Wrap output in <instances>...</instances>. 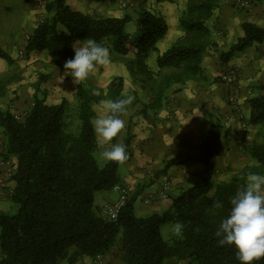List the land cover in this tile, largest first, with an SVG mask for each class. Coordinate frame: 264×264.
<instances>
[{
    "label": "trees",
    "instance_id": "1",
    "mask_svg": "<svg viewBox=\"0 0 264 264\" xmlns=\"http://www.w3.org/2000/svg\"><path fill=\"white\" fill-rule=\"evenodd\" d=\"M217 7L218 0H199L188 5L186 12L190 16H180L179 23L184 32H190L191 41L177 40L159 52L157 43L167 33L166 22L159 15L142 9L131 33L129 14L94 17L69 7L65 0H46L44 9L49 18L33 28L24 51H45L56 62L65 63L74 58L75 40L107 39L117 55L126 54L132 44L138 59L154 55L157 70H179L166 73L163 83L169 78L182 83L187 77L181 69L187 76L199 72L210 32L206 20ZM240 27L242 34L219 54L222 62L234 52L264 42V27L248 21ZM0 57L10 60L1 49ZM122 87V78L114 76L108 83L106 98L121 97ZM3 92L0 83V96ZM74 95L78 99L79 120L75 130L64 122V99L49 104L35 92L32 105L20 120L0 109V127L4 132L0 157L14 158L10 179L14 186L8 195L14 207L12 212L0 210V264H60L63 260L75 264L82 256L106 254L116 243L121 264H164L168 259H186L190 264H240L235 247L220 246L215 232L229 215L230 199L244 183L246 173L264 174V94L248 99L247 122L258 127V140L248 146L254 164L247 171L214 184L207 169L204 176L174 196L166 208L145 216L135 213L138 193H134L125 198L114 220L98 213L94 192L110 190L119 181L118 164L106 161L99 165L95 160L98 146L92 125L94 98L80 86ZM158 97L161 99V93ZM159 105L153 104L151 108H159L163 103ZM220 149L219 124L213 120L197 154L191 158L208 165ZM214 201L221 202L223 207L214 208ZM177 222L185 225L183 236L173 234L165 240L161 226ZM254 264H264V259Z\"/></svg>",
    "mask_w": 264,
    "mask_h": 264
},
{
    "label": "rangeland",
    "instance_id": "2",
    "mask_svg": "<svg viewBox=\"0 0 264 264\" xmlns=\"http://www.w3.org/2000/svg\"><path fill=\"white\" fill-rule=\"evenodd\" d=\"M5 2L9 9H12V13H16L15 10L23 5L27 6L32 14L26 15L27 18L24 22L19 23L21 25L17 30V38L11 39L10 44L1 46V51L8 55L9 61L0 57V83L4 87L3 95L0 96V109L8 110L16 119H22L30 106L32 105L33 95L36 92L39 98H43L46 103L56 104L64 99L66 101L64 122L75 130L79 124L77 116L78 99L74 95L78 86L90 93L94 100L91 103V109L93 111V118L96 115V107L101 99H107L108 83L114 76H120L123 81V87L121 94L129 92V94L135 96V100L131 105L127 107V112L121 116L126 122L125 135L121 132L118 137L114 138L112 143H123L127 146L129 159L124 164H118L117 176L122 177L126 170L129 168L130 163H135L137 159L142 157L143 149L138 142L141 135H139L140 127L143 126L145 121H141V117L144 118L147 110L144 105L151 107V105L168 104L169 99L167 93L172 89L174 85H180L188 83L191 79L202 76V81L208 84L209 80L206 79L201 71L193 76H187L188 74L182 73L187 77L182 83H175L170 78L163 83V77L166 73L175 71L176 69H161L157 70L154 65V55L149 56L145 60L138 59L136 56V48L130 44L128 51L124 55H117L110 49V44L107 39H103L98 43L108 47L111 54V63L107 67H100L98 71L89 77L88 80L81 84H74L73 77L68 75L64 76V64L58 63L47 52H30L24 51V41H26L28 35L31 33L34 27L40 22H43L49 18V14L44 9L46 0H16L13 3L12 0H1ZM0 1V3H1ZM69 7L79 10L83 13H88L94 17L105 16H121L123 14H129L131 17V23L129 24L131 33L135 31V22L139 12L145 9L155 15L161 16L167 25V33L157 43V48L160 51L167 49L172 43L180 40L181 42L191 41L190 32H184L179 23V18L182 15L189 17L190 14L186 12L188 5L196 4L199 0H65ZM263 4V3H261ZM225 5L226 8L232 13H242L244 10H248L257 5L254 1L238 0H218V6ZM216 10L209 19L206 20L210 32L207 40L205 52L209 50H215L216 47H220V50H216L219 56L220 53L228 50L227 48H221V40L223 37L235 36L238 32V28L231 30L223 29L217 22L215 17ZM198 40V39H197ZM76 41V40H75ZM73 41V43L75 42ZM224 42L226 40H223ZM222 44V43H221ZM75 56V52H74ZM203 57V56H202ZM201 57V59H202ZM201 62V61H200ZM144 63L146 66H142ZM200 64V63H199ZM200 66V65H199ZM179 71V70H176ZM225 71V70H223ZM222 71V72H223ZM213 76V81L220 82V74ZM61 80H63L61 82ZM211 84V82H209ZM98 93V95L96 94ZM161 93V99L158 95ZM159 99L160 102H157ZM165 101V102H164ZM150 109H157L156 107ZM148 112L145 116H148ZM219 124V123H218ZM123 131V130H122ZM245 130L244 132H247ZM257 138V137H255ZM254 138V140H255ZM4 139V132L0 127V151L2 150ZM250 144H248L249 146ZM248 146L244 149H240L239 152L229 159V162L216 164L214 157L206 167L211 174V179L214 184L226 181L231 175L245 172L250 168L254 161L248 154ZM102 149L97 147L94 152L95 160L99 165H103L106 160L100 155ZM192 159V158H191ZM219 160V158H218ZM135 161V162H133ZM176 164L175 159L167 161L163 168L144 171L140 178L133 181H125L119 178L118 184L126 186V198L134 193L137 194V199L134 203L135 213L138 216H145L153 212H160L164 209L163 206L151 209L150 206L156 200L157 194H165L170 192V175L166 173V169L169 162ZM137 163V162H136ZM0 166L2 169L0 172L10 169L13 171L14 158L4 159L0 157ZM131 166V165H130ZM206 172V171H205ZM247 174V173H246ZM12 175V173H11ZM11 175L9 179H6L4 185L0 187V196L4 204V212H12L14 205L9 199V194L12 191V187L7 185L8 181H11ZM129 177V173L127 174ZM163 177V178H162ZM195 180V179H194ZM194 180L184 181V187L175 189V195H177L182 189L186 188L194 182ZM167 186L164 187L163 183ZM116 183V184H117ZM155 187H152L154 186ZM107 194V195H106ZM118 193L111 188L107 191H95L94 192V205L98 213L106 219L105 206L115 202ZM141 207V208H140ZM149 207V208H148ZM174 223H164L161 226V236L165 240H170L173 235L172 227ZM60 264H67L66 261H62ZM75 264H121L119 257L118 243L104 255L96 256L94 258L88 256H82ZM164 264H190L186 259L176 261L174 259H168Z\"/></svg>",
    "mask_w": 264,
    "mask_h": 264
},
{
    "label": "crops",
    "instance_id": "3",
    "mask_svg": "<svg viewBox=\"0 0 264 264\" xmlns=\"http://www.w3.org/2000/svg\"><path fill=\"white\" fill-rule=\"evenodd\" d=\"M12 2L16 3V0ZM7 7L9 5L1 1L0 47L10 44L11 39L17 38V30L21 26L18 24L24 22L26 15L32 14L25 5L15 10L16 13H12L13 8ZM216 9L215 17L218 18L217 22L223 29L238 28L235 36L223 37L222 44L219 43L221 48H229L242 34L240 27L242 22L248 21L264 27V2H257L255 7L244 10L242 12L244 14L232 13L225 5ZM23 42L25 44L24 40ZM218 49L220 50V47L207 51L199 64L201 74L211 84L203 82L202 76L199 79L194 78L188 83L174 85L167 93L168 104H163L157 109H150L151 107L144 105L149 115L145 116L146 112L144 118L141 117V121L145 122L139 129L141 137L138 142L143 149L142 157L137 159V163L135 161L130 163L126 174L119 178L131 182L140 178L144 171L161 169L167 161L175 159L176 164L166 169V173L171 177L170 192L156 193V200L150 206L151 209L161 206L166 208L176 196L174 190L184 187V181L187 183L204 176L207 165L196 162L191 157L197 154L211 121L219 123L221 133V149L214 162L217 165L229 162V159L237 156L235 154L247 147L257 136L258 127L250 125L244 127L233 106L229 104L226 86L221 82L212 83V81L213 76L227 68L238 69L239 107L244 119L247 120L248 99L257 94H264V42L253 43L241 51L234 52L226 62L220 60L216 51ZM245 130L248 131L244 132ZM125 131L126 127L122 135H125ZM7 185L13 187L14 183L8 181ZM3 208L4 204L0 196V210H4Z\"/></svg>",
    "mask_w": 264,
    "mask_h": 264
},
{
    "label": "clouds",
    "instance_id": "4",
    "mask_svg": "<svg viewBox=\"0 0 264 264\" xmlns=\"http://www.w3.org/2000/svg\"><path fill=\"white\" fill-rule=\"evenodd\" d=\"M72 47L75 56L65 62L64 76H72L74 84L85 82L100 67H107L111 63L108 47L93 38L76 40ZM134 100V95L124 92L115 100L101 99L96 107L92 125L97 146L102 149L100 155L106 161L124 164L129 159L127 146L123 143L113 144L112 141L125 129L126 122L121 116ZM230 205L229 215L220 222L215 232L218 244L234 246L240 264H254L264 259V174L249 171L244 183L231 197ZM213 207L220 209L223 205L214 201ZM184 227V224L177 222L172 227L173 234L182 237ZM199 230L195 229L196 232Z\"/></svg>",
    "mask_w": 264,
    "mask_h": 264
},
{
    "label": "built area",
    "instance_id": "5",
    "mask_svg": "<svg viewBox=\"0 0 264 264\" xmlns=\"http://www.w3.org/2000/svg\"><path fill=\"white\" fill-rule=\"evenodd\" d=\"M243 2V1H239ZM220 82L226 86L227 89V100L229 104L233 106L238 118L243 122V126H249L247 120L244 119L243 113L239 107V97H240V85L238 83V69L235 67L227 68L220 74ZM1 170V169H0ZM12 171L10 169H6V172H0V186L2 187L6 181L9 179ZM163 186L166 187L167 184L164 182ZM113 190L118 193L115 202L105 206V214L107 220H114L117 216L118 210L123 204L126 198V186L122 184H115Z\"/></svg>",
    "mask_w": 264,
    "mask_h": 264
}]
</instances>
